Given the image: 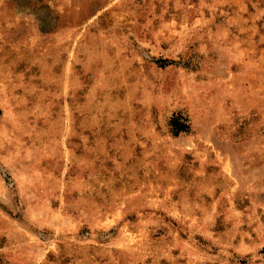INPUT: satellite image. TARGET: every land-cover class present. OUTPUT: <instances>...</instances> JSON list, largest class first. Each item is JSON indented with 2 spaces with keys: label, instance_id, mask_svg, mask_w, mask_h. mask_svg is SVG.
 <instances>
[{
  "label": "rangeland",
  "instance_id": "obj_1",
  "mask_svg": "<svg viewBox=\"0 0 264 264\" xmlns=\"http://www.w3.org/2000/svg\"><path fill=\"white\" fill-rule=\"evenodd\" d=\"M0 264H264V0H0Z\"/></svg>",
  "mask_w": 264,
  "mask_h": 264
},
{
  "label": "trees",
  "instance_id": "obj_2",
  "mask_svg": "<svg viewBox=\"0 0 264 264\" xmlns=\"http://www.w3.org/2000/svg\"><path fill=\"white\" fill-rule=\"evenodd\" d=\"M178 120V119H177ZM174 120L172 122V125L174 126V128L176 129V133H179L181 131H184L187 129V126H185L184 124H179V120Z\"/></svg>",
  "mask_w": 264,
  "mask_h": 264
}]
</instances>
